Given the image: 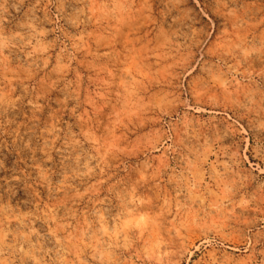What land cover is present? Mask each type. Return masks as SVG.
<instances>
[{
  "label": "clouds",
  "instance_id": "clouds-1",
  "mask_svg": "<svg viewBox=\"0 0 264 264\" xmlns=\"http://www.w3.org/2000/svg\"><path fill=\"white\" fill-rule=\"evenodd\" d=\"M154 3L156 0H85L77 27L93 24L94 31L109 39L119 36L126 26L132 27L133 31H148L152 36L162 35V56L171 59L180 73L172 81V99L184 108L176 110L161 106L147 95L129 102L126 95L121 98L115 90L111 95L106 93L101 97L98 92L93 94L91 85L86 100L69 93L64 107L68 108L73 101L79 103L65 114L74 116L85 103L91 105L87 111L92 114L86 126L99 137L93 141L97 154L88 157V163L82 162L84 152L77 149L82 143L88 144L90 136L74 121L75 127L81 129L79 139L69 127L62 137L63 148H56V154L71 149L60 161L63 179L56 180L53 167L56 158L46 153L51 163H45L44 158L35 164V169L40 170L32 189L37 202L35 211L30 215H13L0 209V264H56L48 258L52 250H45L40 232L34 226L33 217L39 219L41 213L51 221L46 223L48 234L60 246L56 251L61 247L68 251L75 249L77 256L85 250L92 251L90 259L74 260L72 264H97L98 261L99 264H125L117 251L126 245L104 227L107 223L103 214L107 212L105 200L110 203L112 199L121 198V186L117 184L121 176L130 179L140 175L137 184L146 178L141 174L146 169L139 164L142 155L151 159L149 167L154 171L167 169L173 183L175 195L158 198L152 194L150 197V201L158 205L156 226L160 231L172 235L174 229L192 225L195 217L200 238L213 249L201 264H264V223L256 234L259 239L244 237L246 226L253 221L242 218L243 212L237 214V209L251 210L264 221V154L258 147L260 138L252 134L253 128L264 132V67L258 70L253 67L254 58L264 54V0H175L179 5L175 14L178 27L170 34L160 31L158 13L152 8ZM6 4L7 0H0V83L11 74L13 79L25 85L24 95L28 93L27 82H34L43 89L47 79L42 77L50 78L49 74L56 72L55 64L61 59H75L71 49L76 45L72 35L65 34L63 39L56 36L48 45L54 55L42 59L37 55L38 41L46 32L35 22H30L27 27L31 29V39L21 48L28 62L10 67L9 52L18 47L14 40L24 37L21 33L13 37L3 35L7 19L4 13L8 11ZM56 22L58 24L59 20ZM144 25L149 29L145 30ZM52 31L62 30L55 28ZM112 54L104 53L105 56ZM142 56L143 51L138 50L137 59ZM186 80L188 88L184 86ZM192 81L199 87L191 88ZM74 83L80 87L78 82ZM68 87L72 88L73 84ZM183 95L195 98V108L181 100ZM28 102L32 103V100ZM185 108L190 110L191 119L181 115ZM207 109L219 111L223 123L233 134L243 133L237 137L238 143L231 148L222 147V137L218 132L214 133L215 117L196 119L197 111L203 114ZM80 119L84 120V117ZM149 130H155L154 142L141 143L142 134ZM117 131L120 133L118 139ZM111 143L119 145L114 155L109 156L110 164L107 165L113 173L106 185V188L112 187L111 193L105 199L96 197L95 204L84 205L83 213L73 212L70 218H63L65 223H60L55 213L59 211L60 202L67 206L66 197L73 187L69 180L93 173L107 176L101 165L105 164L104 157L109 155L107 149ZM51 147L55 148V144ZM160 149L164 153L156 155ZM159 199L164 203L159 204ZM10 216L21 223L19 230H6ZM116 219L119 221V216ZM34 237H37L35 241ZM230 244L242 247L243 252L226 254Z\"/></svg>",
  "mask_w": 264,
  "mask_h": 264
},
{
  "label": "rangeland",
  "instance_id": "rangeland-1",
  "mask_svg": "<svg viewBox=\"0 0 264 264\" xmlns=\"http://www.w3.org/2000/svg\"><path fill=\"white\" fill-rule=\"evenodd\" d=\"M5 6L8 11L4 13L7 19L4 23L3 35L13 37L16 33H21L24 37L23 40L19 37L14 40L18 47L9 52L10 67L28 62L21 48L28 39H31V29L27 27L30 22H35L46 32V35L38 41L40 50L37 55L42 59L49 58L50 54L54 55L53 49H50L48 45L56 36L63 39L65 34L72 35L76 45L71 49V55L75 59H61L55 67L59 66L63 69L62 71L50 73V78L42 77L47 79L43 89L34 82H27L28 93L22 95L25 85L13 79L11 74L8 75L7 80L0 83V209H4L5 214L30 215L35 211L37 203L33 198L32 189L35 187L33 183L37 180L40 170L35 169V164L44 158L45 163L50 164L51 160L46 153H51L52 158H56L53 165L56 180L63 179L60 161L71 149L56 154V148H63L62 137L69 127H72L73 134L79 139L81 129L75 127L74 121L79 123L84 132L89 133L90 136L89 143H82L79 146L80 149H77L79 152H84L85 158L82 162L88 163L87 158L97 154L93 141L99 137L86 126L87 119L92 114L87 111L91 105L85 103L83 109H77L74 116L65 114L70 112V108H76L79 103V101H73L68 108L64 107L65 97L69 93L79 95L81 100H86L88 86L91 85L93 94L98 92L101 97L106 93L111 95L115 90L121 94V98L126 95L129 102L136 97L147 95L161 106L179 110L184 108V105L172 99V81L180 73L172 65L171 59H165L162 56L164 51L162 35L152 36L148 34V31H141V29L133 31L132 27L126 26L121 29L119 36L109 39L94 31L93 24H81L77 27L81 18L80 10L85 7V0H51V2L49 0H7ZM152 8L158 13L160 31L169 34L175 31L178 27L176 25L178 17L175 14L179 11V5L175 3V0H156ZM57 20H59L58 24ZM55 28L62 31L53 32L52 29ZM143 28L147 30L149 26L144 25ZM129 32H132L131 36L128 35ZM27 50L30 49L25 51ZM138 50L143 51V56L139 59H137ZM106 52L113 54L105 56ZM5 55L8 53L5 52ZM253 67L257 70L264 67V54L254 58ZM74 82H78L80 87L77 88ZM69 84H73V87L69 88ZM184 86L189 87L187 80ZM197 87H199L198 83L192 81L191 88ZM17 97L20 99H16ZM29 99L32 103L28 102ZM194 99L190 95L181 96V100L190 104L191 108H195ZM181 115L192 118L188 108H185ZM81 116L84 120L80 119ZM195 117L197 120H209L215 117L214 133L218 132L222 137L220 144L224 148H231L233 144L238 143L237 137L243 135V133L233 134L228 125L223 123L222 114L219 111L213 112L207 109L203 114L197 111ZM154 131L149 130L142 134L141 143L154 142ZM252 134L261 140L258 147L260 149L264 147V132L253 128ZM119 135L117 131L116 139ZM53 144L55 148L51 147ZM46 145H48L47 148ZM118 147L117 143H111L107 149L109 155L104 157L105 164L101 165L105 168L107 176L93 173L75 181L69 180L73 187L66 197L67 206H64L63 201L60 202L59 211L55 213L60 223H65L63 218L65 216L70 218L73 212L83 213L84 205L95 204L96 197L105 199V196L111 193L112 187L106 188V185L113 173L107 165L110 164L109 156H113L114 150ZM163 153L164 150L160 149L156 155ZM139 164L141 168L146 169L141 173L146 178L137 184L136 181L140 179V175L130 179L121 176L117 181V184L121 186V198L112 199L110 203L109 200H105L107 212L103 214L107 223L104 227L114 233V238H118L120 243L126 245L117 251V255L125 261V264H201L202 260L209 258L213 249L206 244L205 239L200 238V230L195 227V217H193L192 225L174 229L172 235H167L156 226L158 205L155 201H150V197L152 194L157 195L158 198L160 195L165 197L175 195L170 173L167 169L154 171L150 168L152 161L148 156L142 155ZM163 203L164 200L159 199V204ZM241 212H243L242 218L253 221L246 226L243 236L259 239L260 237L256 234L264 221H260L257 218L259 214L251 210L245 212L243 209H237L238 215ZM117 216L120 218L119 221L116 219ZM33 219L34 226L42 237L45 250H52L48 253V258L55 260L56 264H72L74 260L90 259L92 254L90 249L79 256L75 249L68 251L61 247L60 251H56L60 246H57L48 234L46 223L51 221L42 213L39 219L34 217ZM70 222L69 219L68 223ZM20 227H22L21 223L10 216L6 230L13 232ZM33 239L35 241L37 237ZM86 241L87 237H85ZM257 247L259 248V245ZM241 252H243L242 247H234L230 244L226 254ZM228 258L231 259V256L229 255Z\"/></svg>",
  "mask_w": 264,
  "mask_h": 264
},
{
  "label": "snow or ice",
  "instance_id": "snow-or-ice-1",
  "mask_svg": "<svg viewBox=\"0 0 264 264\" xmlns=\"http://www.w3.org/2000/svg\"><path fill=\"white\" fill-rule=\"evenodd\" d=\"M63 69L59 66L56 68V71H62ZM261 153L264 154V147L261 148Z\"/></svg>",
  "mask_w": 264,
  "mask_h": 264
}]
</instances>
